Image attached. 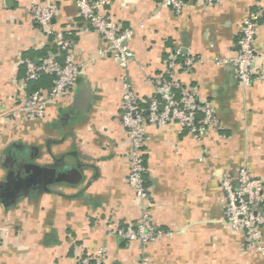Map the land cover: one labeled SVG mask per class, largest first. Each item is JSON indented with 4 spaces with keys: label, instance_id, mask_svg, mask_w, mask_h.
Here are the masks:
<instances>
[{
    "label": "crops",
    "instance_id": "1",
    "mask_svg": "<svg viewBox=\"0 0 264 264\" xmlns=\"http://www.w3.org/2000/svg\"><path fill=\"white\" fill-rule=\"evenodd\" d=\"M89 1L104 3L110 20L133 31V59L121 69L109 54L99 56L105 45L78 15L75 0H38L55 9L50 28L68 34L73 61L83 68L43 119L27 120L14 115L24 75L19 62L55 55L62 63L63 56L46 29L32 22L31 0H0V227L9 231L0 264H75L100 247L107 250L106 264H136L141 246L107 232L143 214L172 233L144 248L152 264H264V226L262 251H248L243 235L225 226L219 185L222 176L243 166L264 180V80L256 77L264 75V0H217L212 6L193 1L180 16L163 0ZM257 12L255 74L242 87L229 65L214 60L233 56L242 23ZM174 52L182 89L213 105L219 128L195 137L177 123L146 125L144 204L126 184L119 81L127 78L144 108L151 98L158 100L149 79L163 73ZM187 57L203 62L187 69ZM19 155L23 164L47 174L22 170L33 177L15 191L17 180L8 181V175L17 170L11 159ZM78 167L76 184L55 182L60 173L76 179Z\"/></svg>",
    "mask_w": 264,
    "mask_h": 264
},
{
    "label": "built area",
    "instance_id": "2",
    "mask_svg": "<svg viewBox=\"0 0 264 264\" xmlns=\"http://www.w3.org/2000/svg\"><path fill=\"white\" fill-rule=\"evenodd\" d=\"M193 1H201L206 6H212L217 0H163L164 5L180 16L186 6ZM78 15L99 35L105 45V50L99 52L100 57L109 54L116 65L126 69L133 59L129 49L133 31L122 29L107 16L104 3L89 0H75ZM28 14L32 22L39 28L46 29L52 37L54 47L62 54L63 61L59 63L55 55H48L37 62L24 58L19 62L24 69L23 78L19 84V102L14 111L15 116L27 120H41L45 117L47 106L63 97L75 84L83 68L75 63L71 55V39L63 31L50 28L56 15L53 7L31 0ZM261 13L251 14L242 23L239 38L236 42L233 56L219 60L216 65H229L235 74L237 83L248 87L255 74L256 55L254 50L257 22ZM177 52L170 54L161 75L149 79L154 93L159 100L151 98L141 107V101L133 92L126 77L119 81L121 95V125L125 132V144L128 148L126 160L129 170L126 184L132 191L135 201L147 203L149 196L144 176V148L147 141L146 125L165 127L172 123L182 126L190 135L201 136L207 131L219 128L215 109L210 103H200L194 91L182 89L178 79L176 57ZM203 61L187 57L183 66L187 69ZM43 76H51V87L45 91L30 92L28 85L38 81ZM264 80V75L256 76ZM162 107V110L160 109ZM220 189L224 194L225 226L233 233H241L248 251L261 252V228L264 226V180L251 176L246 166L241 167L233 176L220 178ZM116 240L138 243L142 252L136 264H152L144 253V248L165 237L171 232H165L153 226L146 214L134 224L117 227L107 232ZM9 236V231L0 227V245ZM107 250L100 247L93 255L77 259L75 264H106Z\"/></svg>",
    "mask_w": 264,
    "mask_h": 264
},
{
    "label": "water",
    "instance_id": "3",
    "mask_svg": "<svg viewBox=\"0 0 264 264\" xmlns=\"http://www.w3.org/2000/svg\"><path fill=\"white\" fill-rule=\"evenodd\" d=\"M158 100H159V96H158ZM160 109L162 110V107H160ZM24 160L25 159L23 158L22 155H19V156L15 157V159H13V160L11 159V163H17L16 164V169L17 170H15V172L11 171L9 173V175H8V181H13V179L17 180L16 183H15V187H13L12 190L18 191V189H21V188H24V187L28 186V182H29V180H31V177H33V175L30 176L29 178L25 177V175L22 172V170H24V169H29L32 172L33 171H38V172L39 171H41V172L43 171L44 174L45 173L47 174V171L45 169L41 170L38 167L23 164L25 162ZM73 173L76 176V179H68L66 177L65 173H60L58 175V177L55 179V182H57V183L66 182V183H69V184H76L77 181L80 179L79 167H78V169H74ZM23 184H24V187H23ZM121 242L123 243V241H121Z\"/></svg>",
    "mask_w": 264,
    "mask_h": 264
},
{
    "label": "trees",
    "instance_id": "4",
    "mask_svg": "<svg viewBox=\"0 0 264 264\" xmlns=\"http://www.w3.org/2000/svg\"><path fill=\"white\" fill-rule=\"evenodd\" d=\"M52 79L53 78L51 76H43L38 81L29 83V85H28L29 91L33 92V91L37 90L39 87L44 88V90H42V91L48 90L51 87ZM42 80H43V83L40 86V84H38V83H39V81H42Z\"/></svg>",
    "mask_w": 264,
    "mask_h": 264
}]
</instances>
